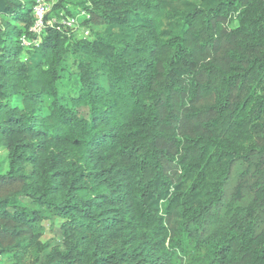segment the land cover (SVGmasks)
<instances>
[{"label":"trees","instance_id":"16d2710c","mask_svg":"<svg viewBox=\"0 0 264 264\" xmlns=\"http://www.w3.org/2000/svg\"><path fill=\"white\" fill-rule=\"evenodd\" d=\"M50 2L0 0V264H264V0Z\"/></svg>","mask_w":264,"mask_h":264},{"label":"built area","instance_id":"2783aa9c","mask_svg":"<svg viewBox=\"0 0 264 264\" xmlns=\"http://www.w3.org/2000/svg\"><path fill=\"white\" fill-rule=\"evenodd\" d=\"M53 1V0H50ZM49 0H34L33 4V14L34 21L30 26L29 31L36 36V39L30 40L25 36H22L20 41L21 44L25 47H30L31 45H37V38L45 29L46 25H52L56 23L53 18H46L47 12L51 8V2ZM62 26H68L70 28H76L77 25V17L69 16L67 18H62L58 21Z\"/></svg>","mask_w":264,"mask_h":264},{"label":"rangeland","instance_id":"374dc122","mask_svg":"<svg viewBox=\"0 0 264 264\" xmlns=\"http://www.w3.org/2000/svg\"><path fill=\"white\" fill-rule=\"evenodd\" d=\"M75 34L77 37L88 36V32L81 25L77 26L75 30ZM3 156H4L3 152L0 151V170L5 169Z\"/></svg>","mask_w":264,"mask_h":264}]
</instances>
